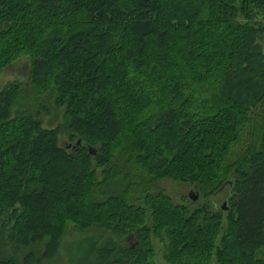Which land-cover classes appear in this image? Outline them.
Here are the masks:
<instances>
[{
  "label": "trees",
  "instance_id": "obj_1",
  "mask_svg": "<svg viewBox=\"0 0 264 264\" xmlns=\"http://www.w3.org/2000/svg\"><path fill=\"white\" fill-rule=\"evenodd\" d=\"M254 9L264 0H0V72L31 60L25 89L0 88V264L19 263L11 244L46 243L36 264L101 229L135 244L93 233L70 264H155L153 235L168 264H264V56L240 20ZM52 103L66 116L46 130L30 108ZM165 178L210 199L175 207Z\"/></svg>",
  "mask_w": 264,
  "mask_h": 264
},
{
  "label": "rangeland",
  "instance_id": "obj_2",
  "mask_svg": "<svg viewBox=\"0 0 264 264\" xmlns=\"http://www.w3.org/2000/svg\"><path fill=\"white\" fill-rule=\"evenodd\" d=\"M252 17L250 20L240 19L242 24H247L251 29H255L256 33V40L257 44L260 46V50L264 56V10L261 9H254L251 13ZM212 42H215L213 40ZM31 65V60L29 58L23 57L20 59V62L16 65L5 69L4 71L0 72V88H3L4 86H7L9 82L13 80H21L23 85L22 88H26L27 84V76L29 73V68ZM142 80V78H141ZM160 94H158V97ZM192 98H188V102L186 101L185 108L187 109L188 106L191 107L193 104L194 106L198 107H205L198 102V96H191ZM169 97L165 96L162 99V102L168 99ZM178 101V100H177ZM198 104V105H197ZM210 105V104H208ZM207 106V105H206ZM197 108V107H196ZM33 114L42 122L43 129L46 130H56L65 120L66 116V107L59 106L58 104L52 103L50 105L49 110H44L40 107H32L30 108ZM198 109V108H197ZM71 135L68 132H61L58 137V142L61 147L67 148L68 145H74V143L78 140V137H70ZM243 146H240L236 151V153L241 152ZM88 150L91 154L96 155L100 148L98 146L92 147L89 146ZM234 153V154H236ZM100 178H102V175L100 174ZM160 189L165 193V195L169 196L171 198V201L175 207H189L190 209H194L195 207L201 206L205 204L209 197H202L200 196L199 200L192 201L190 198V194L193 192H198L193 185L187 184L179 179H171V178H165L160 181ZM229 189L226 188L221 194L216 196L213 200L217 204V206H221L224 204L227 195H228ZM199 193V192H198ZM200 195V193H199ZM141 198V204L144 200L143 196H140ZM226 218L229 213L225 211L223 214ZM161 216V215H160ZM159 223H164L165 221L162 220L161 217L158 218ZM150 225H155L154 221L151 219ZM224 227V226H223ZM226 227V226H225ZM97 232H93L94 234L99 233L104 235L105 240L112 239L113 241L109 242H117L121 246L130 247L135 244V239L131 236L127 239V241H117L119 240V235L107 231L105 229L96 230ZM218 232L221 234V237L217 238L216 246L220 245L222 241V235L223 231L218 228ZM93 233H70L69 235L65 236L64 239L61 242V247L58 250L57 254L54 255L50 259H42L40 262L36 264H70V254H69V246L73 241H76L80 238H83L85 236H89ZM115 240V241H114ZM105 241L104 243H106ZM151 246L154 249V263L155 264H168L166 260V255L168 253V238L166 236H160V235H153ZM13 244L9 246V248L6 249L7 254L14 255L16 259L18 260V264H24L25 256L30 252L34 251V254L39 259L41 252L45 250L46 243H40L38 246H32V247H19V248H13ZM260 256L264 258V251L260 253ZM212 264H218L217 259L214 256L213 263Z\"/></svg>",
  "mask_w": 264,
  "mask_h": 264
},
{
  "label": "water",
  "instance_id": "obj_3",
  "mask_svg": "<svg viewBox=\"0 0 264 264\" xmlns=\"http://www.w3.org/2000/svg\"><path fill=\"white\" fill-rule=\"evenodd\" d=\"M81 144H82V141H81V140H78L77 143H76L75 145H71V144L68 145V146H67V149H71V148H73V149H77L78 147L81 146ZM190 198H191L192 201H197V200H199V193H198V192H193V193H191V194H190ZM220 207H221V209H222L223 211H227L228 208H229V207H228V200H225L224 204L221 205Z\"/></svg>",
  "mask_w": 264,
  "mask_h": 264
}]
</instances>
